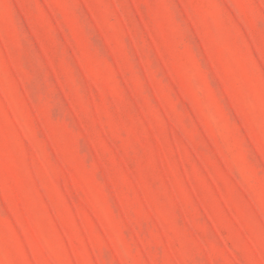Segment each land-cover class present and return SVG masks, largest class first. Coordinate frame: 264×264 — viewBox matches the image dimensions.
Segmentation results:
<instances>
[{"label":"rangeland","instance_id":"374dc122","mask_svg":"<svg viewBox=\"0 0 264 264\" xmlns=\"http://www.w3.org/2000/svg\"><path fill=\"white\" fill-rule=\"evenodd\" d=\"M0 264H264V0H0Z\"/></svg>","mask_w":264,"mask_h":264}]
</instances>
